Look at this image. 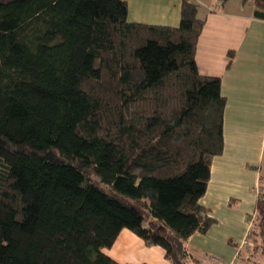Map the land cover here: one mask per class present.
I'll use <instances>...</instances> for the list:
<instances>
[{"label": "trees", "instance_id": "1", "mask_svg": "<svg viewBox=\"0 0 264 264\" xmlns=\"http://www.w3.org/2000/svg\"><path fill=\"white\" fill-rule=\"evenodd\" d=\"M204 25L195 0L178 26L130 21L126 0H0V264H124L105 251L124 228L188 264L224 150ZM247 238L264 250V193Z\"/></svg>", "mask_w": 264, "mask_h": 264}, {"label": "crops", "instance_id": "2", "mask_svg": "<svg viewBox=\"0 0 264 264\" xmlns=\"http://www.w3.org/2000/svg\"><path fill=\"white\" fill-rule=\"evenodd\" d=\"M129 20L178 26L181 0H126ZM205 20L197 43L201 74L219 76L226 98L224 150L212 161L208 189L201 199L215 219L187 242L188 264H264V250L244 247L259 193H264V19L254 15V0H195ZM232 54V55H231ZM120 263L171 264L159 245H148L124 228L105 249ZM216 259V260H215Z\"/></svg>", "mask_w": 264, "mask_h": 264}, {"label": "built area", "instance_id": "3", "mask_svg": "<svg viewBox=\"0 0 264 264\" xmlns=\"http://www.w3.org/2000/svg\"><path fill=\"white\" fill-rule=\"evenodd\" d=\"M247 242H248V238L246 237L243 243H247Z\"/></svg>", "mask_w": 264, "mask_h": 264}, {"label": "rangeland", "instance_id": "4", "mask_svg": "<svg viewBox=\"0 0 264 264\" xmlns=\"http://www.w3.org/2000/svg\"><path fill=\"white\" fill-rule=\"evenodd\" d=\"M252 224V223H251ZM244 244H246V243H244ZM242 264H243V262H241Z\"/></svg>", "mask_w": 264, "mask_h": 264}]
</instances>
